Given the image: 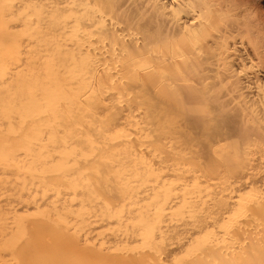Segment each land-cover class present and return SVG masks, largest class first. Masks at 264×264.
Segmentation results:
<instances>
[{
  "label": "bare ground",
  "instance_id": "bare-ground-1",
  "mask_svg": "<svg viewBox=\"0 0 264 264\" xmlns=\"http://www.w3.org/2000/svg\"><path fill=\"white\" fill-rule=\"evenodd\" d=\"M251 5L0 0V264L36 260L17 236L27 214L83 219L90 197L129 227L121 242L176 235L187 264H264V16Z\"/></svg>",
  "mask_w": 264,
  "mask_h": 264
},
{
  "label": "rangeland",
  "instance_id": "rangeland-1",
  "mask_svg": "<svg viewBox=\"0 0 264 264\" xmlns=\"http://www.w3.org/2000/svg\"><path fill=\"white\" fill-rule=\"evenodd\" d=\"M248 1L249 0H245V2H247L249 5L252 4L251 6H253V7L257 8V6H258L257 9H260L259 11L261 13H263L262 15L264 16V0H250L249 2ZM97 191H95V192H97ZM101 195H105L104 192H103V194L99 193V196H101ZM106 196L107 195H105V197ZM53 198H55V197H53ZM107 198L109 199V201H113L108 196H107ZM76 199L78 200L81 198L77 197ZM76 199H73V202H76L75 201ZM88 199L89 200L91 199L89 201L90 207H88L89 209L87 208L86 210L91 211L93 208L97 209L98 206H99V210L93 209V210H95V212L93 210H92V213L87 212V215H89V216H86V213L85 214L83 213L85 215L83 219L84 220H86V219L90 220L91 219L90 217L94 218L93 216H95L94 219H96V220L92 219V220H90V222L95 221L98 224H99V222H101L100 231L98 230L99 225L97 223L94 222L95 223L94 226L92 225L93 223L87 224L86 223L87 220L84 222V220L81 219L82 217H80V216H82V215H78L80 218L79 217L77 218L76 215L71 214L72 216L70 215L71 216L70 218L73 217L74 219H72V220L75 221L76 220L75 217H76L77 221H75L74 223H76V225H77V223L80 224L81 225V226L79 225L80 228H82V225H84L86 227L87 230L83 226L84 230H85V234L83 232L84 230L81 231L79 226L77 225L78 226L77 227L76 225H74L71 219H70L71 221L70 220L69 221L63 220V219H69L68 218L69 215L67 216L66 213H64L65 214L64 216L62 214V218L64 217L63 219L61 218V215L59 216V214L57 215L58 218L56 217L55 214H54V217L51 216V215H53L52 213H51V215L49 214L50 216L48 214H45L48 212L50 213V206L52 207V205L49 206V204H48L49 211H46V210H48V208H46V206H44L42 208L43 209L42 211H44L42 214L41 213L36 214L37 212H41V209L39 211L35 210L36 213L30 212L29 215L27 214V216H26L27 217V219H26L27 225H25L26 227L20 223L21 224L19 226L20 229L18 228V230H17L18 231L17 232L18 241L19 240L22 241V238H24L25 241L27 240L28 241L27 242L28 249L30 250V252H34L36 255V260L35 261L32 260L33 262H27V264H169V262L171 264H187V262H185L186 260H183V256H184L183 253L173 252L174 249H176V245H177V244H174L173 242L177 243V240H179L180 237L177 238L176 235H174V237L176 236L175 238L172 235L168 236V237H167V235H165V236L163 235L164 237H162V238L157 237L159 239V240L158 239L156 240L157 242L155 241V244H157V245H155L154 241L152 242L151 237H149L151 243L148 241V243L150 245L147 244L148 245L147 249L139 248L142 246V243L140 246L138 245V244H140L139 242L138 243L135 242V244L137 243L136 245L135 244L133 245V243H131V242H129V243L124 242V241L121 242V240L118 239L119 237H116V236L118 234H120L119 232L123 233V232H126L127 230H129V227H126V229H127L126 230L125 229L126 224L123 225V220H121L119 222H118V220L117 221L115 220L114 217L118 218L120 215L119 214L114 215V210H112L113 213H111V209L106 208L107 207L106 203L108 204V201L103 202L104 201L103 198L101 199V197H99V198L96 197V199L93 200L94 197H90ZM51 201L54 202L55 200L53 201V199H52ZM69 201H71V200H69ZM113 204H114V202H113ZM100 207L103 208V209H101L102 211L100 210ZM104 208H106L107 211H104L105 210ZM108 211H109V213H108ZM98 212H99L100 216H98ZM118 212H121V211H118ZM67 213L69 214L70 212H67ZM94 213L97 215V217H101L102 219H104L105 222L100 220L101 218H99V221H97L98 218H96V215ZM116 213L117 212H115V214ZM107 214H108V216H107ZM112 215H113V219L110 221V219L112 218L111 217ZM65 216H67V218ZM78 219H80V222ZM106 219H108V220H106ZM66 221H67V223H66ZM81 221H83V222L81 223ZM107 221H110V223ZM153 221H149L150 223L147 222V224H151V225L153 224V226H154V223L156 222V220H155V222H153ZM70 222H72V223H70ZM114 222L116 224H117V222H118V224L121 222L122 225L120 223V225L117 224L118 226H115ZM42 223L44 224V226ZM103 223L106 227H108V229L105 226H103ZM108 223H109V226H108ZM159 223H160V221H159ZM69 224L71 226L72 225L76 226L77 231L75 230L74 226H72L74 229L69 227ZM157 224H158V221L155 225H157ZM87 225H89V226L92 225L91 227H93V228L91 229V228H89V226L87 227ZM28 226H29V228H28ZM110 226H112V227L109 228ZM101 228H104V229H101ZM112 228L114 229V231L117 230V231H115L116 233L113 232ZM121 228H122V230H121ZM151 228H152V226H151ZM24 229L26 230V232H24L25 231ZM149 229H150V227L147 229V232H150L152 230L154 233L156 232L155 228L154 229L152 228V230L150 229V231H149ZM40 230H43V231H40ZM90 230H93V231L90 232ZM94 230H96V231H94ZM107 230H109V231L107 232ZM105 232H107V233H105ZM117 232H118V234H117ZM153 232L147 233V234L151 236V234H153ZM95 233H97V235L101 233L100 235H98L99 236L98 238H99V240H101V242L99 240H97V238H95V235H96ZM108 233H109V235H108ZM110 233H111V235H110ZM78 234H79V236H78ZM89 234L90 235L92 234V235L89 237ZM103 234H104V236H103ZM113 235H116V236H113ZM100 236L102 238H104V240L102 238H100ZM106 236L110 237V238H106ZM111 236H113L114 238L116 237V239L112 238ZM152 237H153V235H152ZM171 237L173 238V240L171 239ZM153 238L155 239V237H153ZM153 238H152V240H154ZM166 238H170V241H166V240H168ZM79 239H81L82 241ZM108 239H110V240H108ZM147 239L148 238H146V240ZM105 240H108L109 242L110 241L113 242L114 240H116V242L120 241V243L118 242L116 244V242H113V243H115V245L113 246L111 244L112 242L110 244H108V241H105ZM83 241H85V242H83ZM97 241H99V242H97ZM103 241H105V242L102 243ZM123 242L125 243V246H124ZM169 242L170 243L172 242V244H170ZM161 243H162V245H161ZM95 244L97 246H95ZM128 244H131L133 247L131 245L128 246ZM110 245L113 246L114 248L111 247ZM116 245H118V246L120 245V248L116 247ZM38 247H39V249H38ZM102 248H105V249H102ZM160 251H162V253ZM159 254H160V256H159ZM161 254H163V257L161 256ZM163 258H164V260H163ZM168 259H169V261H168Z\"/></svg>",
  "mask_w": 264,
  "mask_h": 264
}]
</instances>
